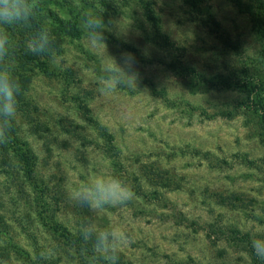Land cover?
<instances>
[{
  "label": "rangeland",
  "instance_id": "374dc122",
  "mask_svg": "<svg viewBox=\"0 0 264 264\" xmlns=\"http://www.w3.org/2000/svg\"><path fill=\"white\" fill-rule=\"evenodd\" d=\"M149 2L167 48L150 39L154 32L142 10ZM118 4L105 22L106 53L136 57V87L101 95L106 53L90 50L83 34L64 39L61 56L50 64L73 71L71 86L33 65L19 69L15 56L9 65L19 81L31 80L24 97L37 111L17 113L15 122L37 157L49 197L62 201L59 221L69 228L89 221L125 227L129 243L118 264H250L248 240L228 239L232 228L250 242L264 237V124L247 109L244 90L203 85L200 77H230L257 55L253 0ZM76 11L66 19L81 29L85 13ZM101 170L124 178L136 197L102 212L68 198L69 182ZM19 182L0 172V200L13 227L17 205L8 201L21 197Z\"/></svg>",
  "mask_w": 264,
  "mask_h": 264
},
{
  "label": "trees",
  "instance_id": "16d2710c",
  "mask_svg": "<svg viewBox=\"0 0 264 264\" xmlns=\"http://www.w3.org/2000/svg\"><path fill=\"white\" fill-rule=\"evenodd\" d=\"M128 1L38 0L30 26L10 29L15 64L19 69L24 68L27 71H32L33 69L27 66L33 65L35 70L45 77L67 79V85L71 86L74 82V73L71 69L61 71L50 67L52 59L61 56L64 39L79 38L82 35L78 24L66 18L73 17L72 15L78 10L79 13L92 12L103 17L106 22L116 14L115 4L118 2L128 4ZM253 4L257 8V13H251V17L254 22L253 26L257 28L260 42L257 55L249 59L247 63L245 62L237 73L230 77L214 75L208 79L205 77H200V79L203 85L213 82V85L220 89L235 87L244 90L247 93L246 104H249L247 109L258 118L259 122L264 124V0H253ZM142 10L154 32L150 39L154 44L167 48L170 44L163 35H160V18L155 13L152 3H145ZM42 27L50 29L54 40L50 53L37 56L28 51L27 41L30 35ZM29 73L33 74V72ZM19 82L22 91L17 97V113L36 112L37 106L26 101L24 97L31 83L30 78ZM11 137L10 143L0 144V172L7 180L11 179V182L15 180V177L19 178L21 197L8 201L9 206L17 205L14 227L7 217V214L8 216L10 214L9 209H5L4 202L0 200V264H17V261H22V264H70V261H74L75 264H94L91 245L85 243L80 237L79 227L69 228L59 221L56 214L63 208L59 205L62 201L50 198L51 188L38 175L37 157L29 144L19 136V128L15 120ZM260 140L264 144V131L260 134ZM115 151L118 154L119 151L116 149ZM25 196L26 202L23 203L22 199ZM39 228L42 229L41 232ZM230 233L229 241L235 242L236 239L245 242L243 239L248 240V243H245L247 253L252 258L250 264H264L252 253L247 233H242L235 228H232Z\"/></svg>",
  "mask_w": 264,
  "mask_h": 264
},
{
  "label": "clouds",
  "instance_id": "9594fccd",
  "mask_svg": "<svg viewBox=\"0 0 264 264\" xmlns=\"http://www.w3.org/2000/svg\"><path fill=\"white\" fill-rule=\"evenodd\" d=\"M38 0H0V144L11 142L13 121L18 112L17 97L22 86L9 65L12 63L13 38L10 29L30 26ZM107 25L101 16L86 12L81 20L83 39L90 50L104 49L106 53ZM54 36L50 29L42 27L30 35L27 49L33 55L51 52ZM136 57L122 52L119 58L109 56L98 75V92L101 95L114 94L120 87H136L138 71ZM68 198L81 207L94 212L107 208L123 207L131 202L136 193L120 175L97 171L84 175L66 187ZM79 235L91 245L94 264H118L121 249L129 243L125 227L118 223L100 226L94 222L80 225ZM252 253L264 261V237L251 239ZM22 264V261H17Z\"/></svg>",
  "mask_w": 264,
  "mask_h": 264
}]
</instances>
